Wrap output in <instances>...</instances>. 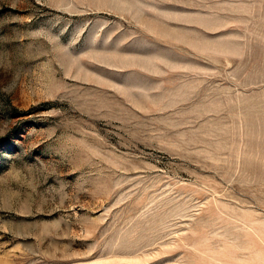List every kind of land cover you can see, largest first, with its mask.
Instances as JSON below:
<instances>
[{
	"label": "rangeland",
	"instance_id": "obj_1",
	"mask_svg": "<svg viewBox=\"0 0 264 264\" xmlns=\"http://www.w3.org/2000/svg\"><path fill=\"white\" fill-rule=\"evenodd\" d=\"M0 264H264V0H0Z\"/></svg>",
	"mask_w": 264,
	"mask_h": 264
}]
</instances>
